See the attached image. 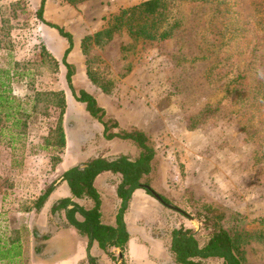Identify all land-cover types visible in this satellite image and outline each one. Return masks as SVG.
<instances>
[{
    "label": "rangeland",
    "instance_id": "374dc122",
    "mask_svg": "<svg viewBox=\"0 0 264 264\" xmlns=\"http://www.w3.org/2000/svg\"><path fill=\"white\" fill-rule=\"evenodd\" d=\"M140 1L89 0L74 6L65 0L45 1L43 21L72 38L65 61L72 67L74 93L90 94L105 115L116 121L113 132L143 129L150 139L156 163L149 187L187 216L153 204L148 206L151 223L164 228L175 215L180 226L195 231L202 243L206 233L194 212L201 204L211 203L245 216L248 222L243 231L264 233V161L253 159L255 142L246 139L237 120L229 116L234 98L223 93L224 84L237 73L247 53L249 28L257 29L254 19H249L254 0L175 1L168 23L176 22V28L168 39H134L122 30L108 40L100 38L98 44L89 39L82 53V38L103 31L111 15ZM38 5L39 0H0V69L9 72L10 87L25 115L21 140L7 144L5 135L18 129L0 133V236L21 243L20 264L47 260L44 239L53 230L48 221L54 218V228H60L64 210L57 209L53 216L51 204L45 216L37 217V213L28 214V208L47 186L60 184L57 179L63 168L100 156L133 159L137 153L128 141L103 139L101 125L75 101L61 64L66 42L36 18ZM210 65L214 68L207 78ZM224 70L230 72L221 77ZM58 91L64 98L60 119L64 146L42 149L45 142L54 140L59 110L44 97H38L34 106L31 99L35 92ZM204 105L217 110L196 117ZM188 125L193 128L188 130ZM247 240L241 244L245 263L264 264V246Z\"/></svg>",
    "mask_w": 264,
    "mask_h": 264
},
{
    "label": "trees",
    "instance_id": "16d2710c",
    "mask_svg": "<svg viewBox=\"0 0 264 264\" xmlns=\"http://www.w3.org/2000/svg\"><path fill=\"white\" fill-rule=\"evenodd\" d=\"M45 1L39 0L35 16L41 23L54 29L66 42V48L61 57V64L65 68V83L75 101L82 103L85 112L101 125V136L103 139L107 141L112 139L128 141L137 151L136 157L133 159L123 155L110 160L95 157L62 172L58 179L60 182H65L71 198L82 199L86 197L92 202V207L89 210H83L73 205L69 198H65L59 200L58 204H53L49 212L54 213L59 208L66 209L68 205L73 206L74 208L64 212V215L68 224L80 236L86 238V250L93 241L104 252H108L110 248H116L118 250L116 256L111 257L109 253L106 254L111 257L112 261L121 264L122 253L128 238L122 215L134 190L142 189L146 195L153 198L148 187L150 174L156 163V152L150 139L138 129L131 128L128 131L113 132L117 128L116 121L105 115L104 110L97 105L95 99L82 90L78 91L77 95L74 93L71 86L72 67L65 61L72 48V38L62 28L43 21L42 11ZM84 1L89 0H65L66 3L72 6ZM175 1L181 0H143L132 6L119 9L115 15L109 17L107 26L103 31L95 33L93 36L82 38L80 42L82 53L85 54L86 42L89 39L98 44L100 38L108 40L113 33L122 30L134 39L141 38L151 41L168 39L176 28V22L168 23L172 5ZM187 1L204 3L208 0ZM252 2H254V6L251 7L252 15L249 19H254L257 29L252 31L249 28L245 39L247 53L242 57L243 61H241L240 67L236 71L237 73L224 84L223 93L226 97L234 98L235 106L230 110L229 116L231 119L237 120L236 123L238 125L236 126L242 130L244 137L246 139L252 138L255 142L253 159L255 161H264V79L259 76V74L264 73V0H254ZM223 12L226 13L227 10H223ZM216 13H219L218 9H216ZM235 30L237 29H232L233 32ZM47 57L50 58L54 65L56 64L49 55ZM213 68L214 66L210 65L208 72H206L207 78L211 75L210 72ZM221 70H223V66L215 75L220 74ZM229 72L224 70L221 77L226 76ZM87 74L90 78L86 70ZM203 76L206 78L205 72ZM90 81H92L91 78ZM38 97H44L51 106L59 110L58 124L53 131L54 140L51 143L45 142L41 148L46 149L50 146L61 150L64 146V138L60 126V119L64 111L63 94L60 91L35 92L31 99L33 106L37 102ZM216 110L217 106L204 105L196 113V117L214 114ZM23 115L24 110H22L21 102L13 95L10 87L9 72L0 69V120L2 118L4 123V126H0V133L9 131L12 128L18 129L5 135L7 144L10 146L21 140V136L24 134L25 122L21 119ZM7 123H9V126L6 125ZM187 128L190 130L193 127L188 125ZM104 172L119 176V182L115 188V195L119 200V205L115 214L114 226L112 227L100 223L99 197L93 186L95 177ZM53 186V183L47 186L34 199L28 210L38 213L48 195L52 192ZM158 196L162 202L168 203L164 197L159 194ZM0 203H3V196L0 199ZM75 212L81 216V221L73 218ZM194 214L200 218L201 227L206 233V238L202 243H199L198 236L194 234L192 229L183 228L182 226L172 229L170 232L169 251L174 264H204V261L211 259L216 260L217 264H246L241 250L242 242L247 239H254L264 246V233L262 231H252L253 233L243 231L242 228L247 224L248 219L242 214L224 206L212 205L211 203L201 204ZM32 236H36L33 231ZM21 253V243L17 239L8 241L0 236V264H20ZM86 258L88 264H94L93 258L89 255Z\"/></svg>",
    "mask_w": 264,
    "mask_h": 264
},
{
    "label": "crops",
    "instance_id": "0c3cea01",
    "mask_svg": "<svg viewBox=\"0 0 264 264\" xmlns=\"http://www.w3.org/2000/svg\"><path fill=\"white\" fill-rule=\"evenodd\" d=\"M141 131L146 134L143 129ZM100 157L103 158L102 156ZM67 165L69 166L70 164ZM67 168H63L62 172L67 170ZM109 179H111L112 182L114 181V183L107 182ZM57 181H59V179ZM118 182L119 176L109 172H104L96 176L93 181V186L99 197L100 223L109 227L114 226L115 214L119 205V200L115 195V188ZM59 183L60 184L55 186L48 195L39 212L37 214L35 213L37 217H39L40 214L45 216L47 206L58 204L59 200L65 198H69L73 204L75 203L77 207L83 210H89L92 207V202L86 197L82 199L71 198L65 182ZM153 204L157 208L159 203L146 195L142 189H136L130 195L126 209L122 215V221L128 238L124 252L122 253L121 264H174L169 251L170 232L172 229L178 228L181 222L176 219L175 215H171V222L169 224L166 223L164 228L162 225L160 226V223L159 225L151 223L148 206H153ZM72 208L74 207L68 205L66 209L63 210L66 212ZM56 212L57 210H55L54 213H49L54 216ZM28 214H34L33 210H30ZM73 218L77 221L82 220L77 212L73 214ZM51 220L52 221H48V227H52L53 230L49 233V237L44 243L45 247L49 248L46 254L47 257L45 258L47 260L44 263L32 264H88L87 255L94 259V264L116 263L111 260V257L116 256L118 253L116 248H110L108 252H104L100 250L93 241L86 250V238L80 236L76 230L68 224L65 215L64 218H60L62 222V225L59 226L60 228H54L55 219L52 218ZM66 245L68 248L65 247ZM106 253H109L111 257Z\"/></svg>",
    "mask_w": 264,
    "mask_h": 264
},
{
    "label": "water",
    "instance_id": "95a60500",
    "mask_svg": "<svg viewBox=\"0 0 264 264\" xmlns=\"http://www.w3.org/2000/svg\"><path fill=\"white\" fill-rule=\"evenodd\" d=\"M148 189H150V193H151L153 199H154L156 202H158L160 205H162V206L166 207L167 209H170V210H172V211H174V212H176V213H178V214H181V215H183V216H186V215H185L181 210H179L178 208H176V207H174V206H172V205H170V204H167V203L162 202V201L160 200L158 194H156V193H155L150 187H148ZM186 217H187V216H186ZM193 232H194V234H195V231H193ZM116 264H120V263L117 262Z\"/></svg>",
    "mask_w": 264,
    "mask_h": 264
},
{
    "label": "clouds",
    "instance_id": "9594fccd",
    "mask_svg": "<svg viewBox=\"0 0 264 264\" xmlns=\"http://www.w3.org/2000/svg\"><path fill=\"white\" fill-rule=\"evenodd\" d=\"M261 79H264V73L259 74Z\"/></svg>",
    "mask_w": 264,
    "mask_h": 264
},
{
    "label": "flooded vegetation",
    "instance_id": "af4514ba",
    "mask_svg": "<svg viewBox=\"0 0 264 264\" xmlns=\"http://www.w3.org/2000/svg\"><path fill=\"white\" fill-rule=\"evenodd\" d=\"M35 235H36V233H35ZM36 237V236H35ZM44 240H46V239H44ZM37 251H39V248L37 249Z\"/></svg>",
    "mask_w": 264,
    "mask_h": 264
}]
</instances>
